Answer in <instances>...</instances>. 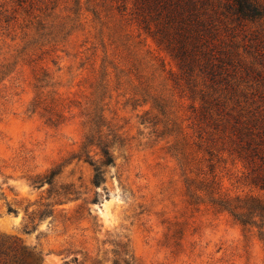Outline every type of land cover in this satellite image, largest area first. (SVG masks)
I'll use <instances>...</instances> for the list:
<instances>
[{"label":"rangeland","instance_id":"rangeland-1","mask_svg":"<svg viewBox=\"0 0 264 264\" xmlns=\"http://www.w3.org/2000/svg\"><path fill=\"white\" fill-rule=\"evenodd\" d=\"M117 5L0 0V236L40 264H264L259 228L211 197L264 190L228 143L207 151L177 62ZM239 29L242 50L264 53V20ZM97 111L115 164L95 187L85 156L69 162Z\"/></svg>","mask_w":264,"mask_h":264},{"label":"trees","instance_id":"trees-1","mask_svg":"<svg viewBox=\"0 0 264 264\" xmlns=\"http://www.w3.org/2000/svg\"><path fill=\"white\" fill-rule=\"evenodd\" d=\"M130 15L177 62L193 100H200L195 120L212 129L206 138L212 153L216 142L229 144V152L249 170L250 183L264 190V53L240 46V26L264 20L263 0H111ZM130 5V6H129ZM257 39V38H256ZM248 47V46H247ZM158 107L161 105L156 101ZM80 151L70 157L78 162L85 156L94 169L91 184L104 182L106 168L115 164L111 140L103 133L105 117L98 111ZM108 127V126H107ZM202 129L205 127L201 126ZM117 136H113L115 140ZM202 137V136H200ZM97 152L91 155L92 150ZM54 168L44 179L53 182ZM188 189L196 182L188 178ZM202 183L203 181H199ZM73 184L65 185L60 196L77 194ZM212 193V192H211ZM196 195L195 192L192 193ZM212 200L219 211L230 213L244 228L258 227L264 240V198L220 196ZM98 196L93 199L97 201ZM12 212V208H9ZM39 254V253H38ZM38 254L20 245L18 239L0 236V264H40Z\"/></svg>","mask_w":264,"mask_h":264}]
</instances>
